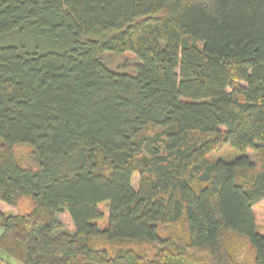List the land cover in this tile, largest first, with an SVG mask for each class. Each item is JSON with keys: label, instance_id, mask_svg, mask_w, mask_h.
Masks as SVG:
<instances>
[{"label": "trees", "instance_id": "trees-1", "mask_svg": "<svg viewBox=\"0 0 264 264\" xmlns=\"http://www.w3.org/2000/svg\"><path fill=\"white\" fill-rule=\"evenodd\" d=\"M262 202L264 0H0L2 262L264 264Z\"/></svg>", "mask_w": 264, "mask_h": 264}, {"label": "rangeland", "instance_id": "rangeland-1", "mask_svg": "<svg viewBox=\"0 0 264 264\" xmlns=\"http://www.w3.org/2000/svg\"><path fill=\"white\" fill-rule=\"evenodd\" d=\"M13 41L20 42L21 39L19 37L5 39V42H13ZM101 61L111 70L120 72V73H127V74H135L136 66L139 64L138 58L133 53H124V54L105 53L101 56ZM163 132H164V129L160 127L151 126L148 129L144 130V132L142 133V136H156V135L162 136ZM13 154L21 166L26 167V168H34V169L36 168L32 147L26 146V145H17L13 148ZM234 154H236V152H234L232 149L228 147H225L222 150L209 155V159H212V160H217L219 158L228 159ZM249 154L252 157V160L256 161L255 155L252 152H249ZM32 208H33V203L31 199L24 198L18 204L17 212L19 214L26 215V214L31 213ZM100 208L104 211L107 209V205H101ZM256 214H257V219L259 221L261 229L262 231H264V202L256 206ZM97 224L102 229H105L108 225V219L107 218L103 219L97 222ZM66 228L69 232H72L73 230L72 226L67 220H66ZM177 230L178 228L175 226H170V227L162 226L160 228V234L162 236H168V235H171L177 232ZM0 234H1V230H0ZM97 242L106 249H112L118 245H121L122 247L143 246L151 254L155 253L157 250L156 246L150 245L148 243H137V242L109 243L104 238L98 239ZM234 245H235V248L239 250L241 253L245 254L246 251L249 253L250 247L243 239L236 238L234 240ZM251 257H252V254L250 253V258ZM0 264H5V263L0 260Z\"/></svg>", "mask_w": 264, "mask_h": 264}]
</instances>
